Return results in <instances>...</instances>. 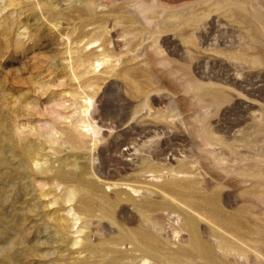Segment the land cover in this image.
Here are the masks:
<instances>
[{"label": "rangeland", "instance_id": "obj_1", "mask_svg": "<svg viewBox=\"0 0 264 264\" xmlns=\"http://www.w3.org/2000/svg\"><path fill=\"white\" fill-rule=\"evenodd\" d=\"M92 1L0 0V205L7 210L0 214V264H109L111 256L119 257L115 264H143L132 245L106 242L140 227V212L122 201L112 214L96 210L75 222L83 194H66L80 181L94 182L97 196L110 200L126 193L160 204L153 214L166 225L152 232L167 251H190L181 264H264V0ZM79 9L88 15L77 16ZM88 81L96 85L86 88ZM146 97L154 110L141 116ZM87 119L100 128L95 141L85 133ZM198 127L224 137L221 152L199 150ZM69 132L79 146L66 139ZM21 138L34 146L32 158ZM149 150L156 173L140 163ZM180 165L189 173L167 170ZM191 177L208 200L216 195L243 240L160 191L164 180ZM166 204L201 220L200 230L225 235L242 257L215 248L208 262L191 249L188 232L168 237L177 225L167 221L176 214ZM31 245L36 250L28 253Z\"/></svg>", "mask_w": 264, "mask_h": 264}, {"label": "bare ground", "instance_id": "obj_2", "mask_svg": "<svg viewBox=\"0 0 264 264\" xmlns=\"http://www.w3.org/2000/svg\"><path fill=\"white\" fill-rule=\"evenodd\" d=\"M87 3L88 4L93 3V1L87 0ZM76 13H77V16H82L85 14L88 15L87 11L85 12L83 9L77 10ZM48 16H51V19L55 18V14L51 11L48 13ZM93 23H94V21L89 20L86 23V25H90ZM96 62H97L96 65H98L99 62L98 61H96ZM94 85H96V82L88 81V82H86L85 87L91 88ZM194 97L200 99L201 101L204 100L201 96H194ZM147 98L148 97H146L145 106L142 107L140 112H139V113H141V116H146V115L150 116V115H152L151 110H154L152 105L150 104V102L147 100ZM85 101H87V103H86L87 105L84 106L83 111L85 114L88 113V115H89V114H91V111L89 110L90 109L89 107L92 104L91 98L88 95H85ZM143 109H144V113L142 112ZM137 112L138 111H134V114H136ZM159 112H156V113H159ZM160 117L163 118L165 121L167 120L166 115H161ZM184 124L187 125L186 123H184ZM76 127H77V124L75 123L74 129ZM83 127L85 128V133L88 134L93 141L99 139V135H100L99 129L100 128H99V126L94 125L90 119H87L85 121V124H83ZM157 128L158 127H155V129H157ZM198 128L200 129L198 131L200 132L201 138H202L199 150L202 152H205L206 154H209V156H211V157L215 156V154H217V152H221L218 150L221 147V146L219 147V145H221V142L223 141L222 139H224V137L222 136L223 137L222 138L219 133L217 135V132H216L217 130L215 131L213 128H211L209 130L203 129L202 127H198ZM155 129H154V133L156 131ZM159 129L162 130V128H160V127H159ZM189 129L191 130V128H189ZM161 132H163V131H161ZM151 133L152 132L148 133V135L150 134V135L156 136L155 134H151ZM196 133H198V132H196ZM65 137H66V139H69V141H71L74 145H76V143H77L79 146L78 136L76 135L75 132H69V133L65 134ZM21 143H24L23 146H21V148H23L22 149L23 153L31 155V152H33L35 149L34 146L28 145V142L25 141V138H21ZM228 145H229V143H228ZM150 150L147 152L146 156L140 158L141 159L140 163H142V162L147 163V166H146L144 172H155L156 173L155 168L153 167V162H152V160L154 159V155L150 152ZM136 151H138V148H136ZM3 152L0 149V163H2V161L4 160V158L2 156V155H4ZM230 156H232V152L230 154H228V157H230ZM32 157L33 156L31 155L29 158H32ZM26 158H28L27 155H26ZM226 158H227V156L224 159L227 160ZM28 159H27V161H28ZM212 159H215V158H212ZM220 159L222 160V158L220 157L219 159H217L219 161H216V162L220 163V161H221ZM225 163H226V161H225ZM218 165L219 164H217V166ZM219 168H221V166H219ZM167 170L169 172L174 171L176 174L177 173H189L187 167L184 165H180L176 168H168ZM75 176H77L78 180H81L82 170H81V172H78ZM173 176H175V174ZM80 182L81 183L79 185H77L74 189L69 190L66 194L68 200L72 199V196H74L75 192H79V193L83 194L81 196L82 198L80 197L79 199H77L78 200V206L73 211V217H74L75 222H77V220L80 219L79 214H88L89 216H94V213L96 212V210H98L100 212L101 217H104V216H107L109 214H112L115 211L117 205L119 203H121L122 201L131 202L132 203L131 206L136 208L138 210V212H140V215L143 217L142 220H141V218H140V220H138V221H140V223L142 225L136 229L125 230L124 232L119 234L118 237L107 239L106 240L107 243L115 244V245H123L124 243H127V244L132 245V250L137 251L139 253L140 260H142L143 264H148L147 260L149 258L156 259L157 260L156 264H166L165 262H167V261H172L176 264H181V258L188 256L187 254L190 252L188 250L182 249V251L180 253L167 251L165 249V247L163 246L161 239L159 238L160 236L152 232V229L161 232L164 228V225H166V224H164V222L166 220H156L157 218L160 217L159 213H157L159 215L153 214L158 210V208L156 206H159V208H160V206H161L160 204L158 205L155 202H152L150 200H145L142 202V201H139L138 199H136V197L133 198L132 197L133 195L126 194V193H125L124 198H121V196L116 195V197L113 200H110L105 195L97 196L98 187L94 182H84V181H80ZM132 184H134V183H132ZM197 184L199 185L198 181L194 180V179L192 180V177H191V179H182L181 178V179H172L169 181L164 180L162 185L159 186V188H160L161 192L166 194L169 198L176 201L181 206H184L185 208H187L188 210H190L191 212L196 214L200 219H205V221H210L214 224H217L218 226H220V228L222 229V231L225 234L228 233L232 236H235L237 239L243 240L244 234L239 230L237 223L235 221H233L234 219H226L224 216L221 215V213L218 209V206L215 202V200L217 198V197L215 198L216 195H213L212 201L208 200L207 196H203L201 194V192H199L200 187H197ZM131 190L134 193H138V191H139V189L137 187H133V186H132ZM14 194H15V198H13L12 202H14L15 199L19 200L18 197H19L20 193L15 192ZM84 196H86L87 199H83ZM95 199H96V202H94V203H95L96 207H93L92 206L93 202L91 200H95ZM9 205H12V203L11 204L9 203ZM166 205H169V209L167 211L168 213L175 212V214H176L175 215L176 220H167V221L170 222L171 224H172V222L175 221L176 225H177V226H174V224L172 225L171 235L167 233L168 234L167 236L172 237V238H179V240H182V239H184V236L182 235L181 232L182 231L188 232L189 244L191 246V249L194 250L196 252L197 256L200 257L201 259H204L208 262H213L214 261V255H215V248H218V250H221L222 252H226V253L233 251L235 253V255H237L239 257H242V254H244V253H241L240 248L238 249L233 244L227 243L225 235L220 234V233L215 232V231L208 232V231H205L202 229L200 230L199 221H201V220H196V218L190 214H183L182 212H178V211L174 210L173 206L171 204H166ZM7 206H8V204H7ZM163 206H165V204H163ZM92 208H95V210ZM1 211H3L4 213H6V211H7L4 204L0 205V214H4V213H1ZM124 211L125 210L121 211V213H123ZM129 212L130 211H128V213ZM121 213H120V215H121ZM124 213H126V212H124ZM130 214L132 215V213H130ZM167 215H168V217L170 216L169 214H167ZM128 216L129 215H127V218H128ZM27 218H28V215L24 214V219L27 220ZM179 218L181 220H178ZM122 221H123V219H122ZM100 228H101V230H107V231L112 230V228L110 226H108L107 224H104V223L100 224ZM92 229L95 230L96 228L93 227ZM81 230L82 229H80L79 231H81ZM3 235H4V233H3ZM204 236L212 237L213 239H215V241L213 240L215 246L212 243L205 241L203 239ZM27 249H26V251L28 253H32L36 250L33 247V245L29 246V250H27ZM118 258H119L118 256H111L108 260V263L109 264H115L116 263L115 260Z\"/></svg>", "mask_w": 264, "mask_h": 264}]
</instances>
